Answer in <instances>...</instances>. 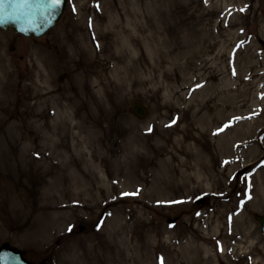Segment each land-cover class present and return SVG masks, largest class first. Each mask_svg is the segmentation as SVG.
Here are the masks:
<instances>
[{
	"label": "rangeland",
	"instance_id": "rangeland-1",
	"mask_svg": "<svg viewBox=\"0 0 264 264\" xmlns=\"http://www.w3.org/2000/svg\"><path fill=\"white\" fill-rule=\"evenodd\" d=\"M261 97L264 0H68L44 38L0 32V245L264 264Z\"/></svg>",
	"mask_w": 264,
	"mask_h": 264
},
{
	"label": "water",
	"instance_id": "water-1",
	"mask_svg": "<svg viewBox=\"0 0 264 264\" xmlns=\"http://www.w3.org/2000/svg\"><path fill=\"white\" fill-rule=\"evenodd\" d=\"M66 1L60 5V8L55 16V19L50 24H44L40 19L38 9H19L9 8L7 5L0 7V30H12L15 33L23 34L27 37H41L50 30L59 20L64 12ZM131 111L137 118H144L147 115V109L140 103H134ZM264 231V216L255 215ZM7 256L9 259L0 260V264H29L23 259L22 252L8 243L0 247V257ZM40 264H45L44 262Z\"/></svg>",
	"mask_w": 264,
	"mask_h": 264
},
{
	"label": "snow or ice",
	"instance_id": "snow-or-ice-1",
	"mask_svg": "<svg viewBox=\"0 0 264 264\" xmlns=\"http://www.w3.org/2000/svg\"><path fill=\"white\" fill-rule=\"evenodd\" d=\"M63 3V0H0V7L7 5L10 9L11 8H19V9H38L40 12V19L44 24H50L52 20L55 19V16L60 8V5ZM241 12L244 9H240ZM89 27H91V21L89 22ZM99 47V45H97ZM235 71H233V75H235ZM264 99V97H261ZM239 119V118H237ZM176 123L175 120L172 121L171 124L166 125V127H171ZM230 124L224 125L220 132H223L226 128L230 127ZM151 130V129H150ZM218 134V133H214ZM139 193H123L122 195L125 197L129 196H137ZM251 198V197H250ZM71 231V228L69 229ZM222 250V249H221ZM9 259L7 256L0 257V260H7ZM160 264H164L163 258H160Z\"/></svg>",
	"mask_w": 264,
	"mask_h": 264
},
{
	"label": "bare ground",
	"instance_id": "bare-ground-1",
	"mask_svg": "<svg viewBox=\"0 0 264 264\" xmlns=\"http://www.w3.org/2000/svg\"><path fill=\"white\" fill-rule=\"evenodd\" d=\"M222 146H223V147H225V143H224V144H222ZM140 259H142V255H141V253H140V254L138 253V260H139V262H141V260H140Z\"/></svg>",
	"mask_w": 264,
	"mask_h": 264
}]
</instances>
